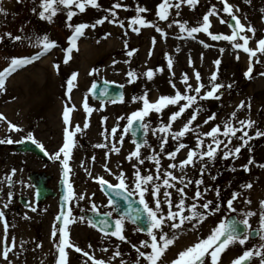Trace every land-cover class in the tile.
Segmentation results:
<instances>
[{
    "label": "rangeland",
    "instance_id": "obj_1",
    "mask_svg": "<svg viewBox=\"0 0 264 264\" xmlns=\"http://www.w3.org/2000/svg\"><path fill=\"white\" fill-rule=\"evenodd\" d=\"M116 2H120L125 7L115 9L117 16L116 19L124 22V27L121 28L118 23H109L107 20L97 25L95 28H87L84 30V34L81 37V49L82 52H76L71 57L67 64L63 63L64 52L63 49L67 46V38L71 35V30L66 26V11H60L53 17L52 22L49 23L46 20H42L38 16V5L40 0H15L14 9L10 10L5 5L3 7L7 15L0 14V71L4 70L10 64V60L13 57H24L31 54H35L41 49L36 37H42L47 34L50 40L57 43V47L53 48L52 52L47 56L41 58L37 64L30 65L25 69H22L16 74L10 82L6 85V91L0 93V114L6 117V120H0V139H6L11 137L13 141H20L26 136L28 132H32L37 141L42 143L45 149L49 153H54L62 145V129H63V109L65 104L69 107L75 105L73 110L74 117L73 127L79 124L83 128L85 120L91 121L92 127L84 130L83 134L77 133V146L74 154L73 164V187L77 194L86 193L92 197V201L95 202L97 208L105 211H112V207L107 205V197L100 190L98 183L88 176L85 168L92 172L93 176H103L110 182L115 183L114 175H109L103 169V165L106 162L104 153L101 149L94 147L100 141L98 138L101 136L102 129L105 125H112L115 127L117 123L120 125L118 128L116 139L121 134L124 125L127 123L126 117L131 112L137 110L135 107H128L122 111V107L128 105L132 101L133 96H140L142 83L144 78L136 80L134 83L129 84L128 76L126 73L130 70H137L136 67H141L144 63V54L142 53V47L146 45V41L150 40L152 34L157 36L161 35L157 33L152 27H141L134 25L133 27H140L145 29L143 36L136 35L131 28L128 27L129 19L136 16V7L140 5L148 8L154 0H98L100 8H86L85 12L78 13L72 18L70 23L73 25L78 23L93 24L97 19L110 14L105 9H111L112 5ZM176 3L177 0H172ZM227 2L233 6V10L239 9L235 14L242 20L245 25L251 24L256 29L255 37H252V33L245 32L243 35L252 37L249 40V47L255 49L257 47L256 41L260 38H264V0H227ZM259 3H263V8ZM215 5L216 15L210 16L211 27L209 29L213 34L231 35L232 29L228 26L229 16L223 12V4L221 0H198V3L194 7H190L187 4H181L179 15H176L177 9H169V17L167 21H161L159 18L155 23L163 29L167 34L162 38L161 60L157 64L156 68H163V72H158V80L162 84L161 88L167 95H174L175 90L169 84L171 80L176 84V88L181 92L185 90V85L181 82V76L184 73L190 75L189 83L196 86L194 78V71H198L201 75V82L209 86V77L212 71L216 70L213 61L216 59L221 60L218 70L217 83L224 85L231 84V88H222V93L219 100L207 99L198 101L201 111L194 122L195 125H200L198 131L207 132L215 124H221L223 121L230 118L231 113L236 112V117L233 118V125L240 128L238 121L251 120L254 121V127L245 128L249 136L253 137L247 146L241 148V152L237 157L229 156L227 159L223 158V151H221L214 161H208L205 157L204 163L207 165L202 179L203 184L200 185L201 191L205 188L209 189L204 193V200H213L216 203H220V212L210 215L208 219L203 223L200 229L195 230L191 234V242L193 243L198 237L206 236L210 229L215 227L220 220H226V218L236 213L240 218L244 217V214L248 212L247 204L243 202L242 195L252 193V199L254 205L253 208L256 215L249 217V223L252 228L259 226V212L260 201L264 200V136L256 137L255 132L257 129L264 131V76L260 73L264 72V54L257 53V57H253V71L250 74L251 78H246L244 73L248 69L249 56L241 49H235L232 47V43L225 40L212 41L211 38L201 32L196 33L195 39L188 37L186 32H181L178 25L173 24L171 28L168 24L173 20L180 22L187 21L186 26H197L201 21L205 13L209 11L212 6ZM36 7L37 13H34L32 9ZM75 10V9H73ZM141 15L148 21H152V16L148 12L141 13ZM223 19L225 23H221ZM5 33H11L12 36H21L20 41L14 40L12 37L6 36ZM127 33V34H125ZM182 37V38H178ZM116 41L111 46L108 43ZM125 41H127V47H125ZM204 43L210 45L204 47ZM243 43V41H239ZM89 45L94 46L95 50L90 57L91 52L86 53V47ZM109 46V47H108ZM177 49H179L177 51ZM220 49H224L221 53ZM130 50H136L137 54H133L131 57L126 53ZM166 54L173 60V68L170 71L167 68ZM202 54V58H201ZM143 55V56H142ZM239 55V59H237ZM136 59L134 60V58ZM189 57H191L192 65H189ZM261 62L256 63V59ZM84 61H87L88 73L93 69L98 71L92 72L88 75V83L84 89V94L81 93L78 84L80 73L85 66ZM115 61V63H114ZM127 61V63H126ZM58 64L59 69L54 68V65ZM72 72H77L78 77L74 82L75 87L68 95L66 81L70 77ZM172 73H175L173 75ZM140 74V73H139ZM142 76V75H140ZM96 78H105L125 86V97L120 102H97L91 97L88 91ZM145 84V83H144ZM203 91V90H202ZM73 92V94H72ZM163 95V91L160 90ZM69 96L71 100L69 101ZM85 96L88 98L89 107L93 109L92 113H86L83 109V101ZM158 98V97H157ZM157 98H151L150 101H154ZM31 101L30 106L27 107L32 118V125L29 126V131L15 132L8 130V123L11 122L15 125L28 124L29 120L23 121L24 111L23 106ZM241 101L245 102L244 108H237ZM250 104V108L247 105ZM177 110L175 106H169L164 110L162 114L152 113L150 117L146 118V121H150L151 127H157L160 120L167 122L169 115L172 111ZM20 113V114H19ZM216 114L214 122L210 121L207 125L203 123L209 115ZM190 112L184 114V116L178 119L173 129L178 130L186 122ZM91 119H90V117ZM107 117L106 121L102 118ZM119 117H125L123 120H118ZM22 121V122H21ZM111 123V124H108ZM90 125V126H91ZM93 126H96L93 128ZM100 131H98L99 129ZM148 143L141 147V155H152L153 150L156 152L160 149L159 139L157 134L154 136L149 129L148 131ZM99 135V137H97ZM242 135V132H237V137ZM221 139L224 137L221 136ZM115 143V140L112 141ZM183 143L189 147H195L196 135L195 132L186 135L182 138ZM210 138L205 139V144L210 143ZM237 138H233L232 147L241 144ZM0 146V200L7 202L9 191L12 192V202L7 209H3L5 212L6 220L9 224V232L14 225L15 221L21 222L27 221L28 228L27 237L22 234L19 236V244L16 246V251L13 249L9 255V260L12 264H52L55 257V248L53 247V239L51 237L52 226L54 222L58 225V221H55V217L58 214V195L56 197H50L43 203H35L34 194L35 188L33 183L29 180L28 175L31 171H45L50 174V180L48 184L58 192V183L61 174V164L58 161L48 160L44 161L40 157L32 153H22L10 146ZM1 145V144H0ZM177 142L169 139L165 145V153L175 151ZM111 145L109 146V148ZM121 151L128 150L130 153L134 150L135 145L131 137L130 132L125 136L122 144H117ZM108 149V148H106ZM88 151V154L85 151ZM101 151V152H100ZM188 149H182L177 153L175 161L172 163L179 164V161L186 158ZM95 157V161H92V157ZM166 156V155H162ZM119 157V156H116ZM167 157V156H166ZM252 159L254 162L248 164V160ZM81 162L84 166L81 167ZM108 167L112 170L113 174H118L120 171H124L127 176L133 175L132 165L136 163L135 159L129 161L123 160L114 166L111 160H107ZM196 163L201 164L199 160ZM248 164V170L245 171L243 165ZM20 165H22L20 167ZM15 168L16 172L21 171L22 176L15 175L12 177V184L8 185L4 177ZM235 169V171H233ZM142 171V170H141ZM174 175H182L179 167L173 170ZM187 180L195 181L201 179V176L194 174V171L187 166L184 169ZM210 178L209 184H204V179ZM212 177H216L215 180ZM251 184V188L243 187L244 185ZM31 185V186H29ZM178 186L182 187V185ZM216 189H219L220 195H216ZM196 190V185L190 184L185 190L187 193V203H192V196ZM233 192L238 193L237 199L233 202V207L236 209L232 212L227 207V200L231 198ZM27 196L30 198V205L37 208V211H31L30 205L24 207L19 201L20 196ZM150 199V198H149ZM178 197L173 195V200H177ZM73 215L77 218L80 216L77 213L79 206L91 207V202L85 201H73ZM2 208L3 204H0ZM175 210V209H174ZM25 217H28L27 219ZM29 222V223H28ZM85 222V220L83 221ZM77 219L72 226L73 237L77 245L87 247L91 241L92 246L96 247V252L93 253L96 259L109 261L110 257H113V253L117 251V245H119L120 256L111 259L112 264H120V260L123 259L126 264L130 262L131 256L136 258L137 254L132 248V245L139 246L141 240L146 238V235L136 231V226L126 221V228L124 235H127V242H121L117 238L105 239L101 235H97L96 231H90L84 227V231L89 234L90 240L81 236L82 233L79 228L83 223ZM3 229V224L1 223ZM83 228V227H82ZM167 231V229H165ZM3 237V232L0 230V239ZM29 242L27 243V238ZM88 237V238H89ZM95 238L94 241L91 239ZM101 238V239H100ZM181 240V239H180ZM9 238V242H10ZM23 246L21 247V242ZM108 241V243H106ZM177 241V240H176ZM176 241L173 246L176 245ZM260 243L259 237L253 239L250 237L249 241L244 246L238 243L230 245L223 253H221V264H230L231 260L242 254L247 248H253ZM40 247H37V245ZM75 244V245H76ZM93 247V248H94ZM107 248L108 251H102ZM52 252V255L50 253ZM72 261L70 264H92L91 261H87V258L80 253L70 251ZM171 261V257L165 259L164 264H168ZM55 262V261H54ZM0 264H7V261H0ZM250 264H259V258L253 257Z\"/></svg>",
    "mask_w": 264,
    "mask_h": 264
},
{
    "label": "snow or ice",
    "instance_id": "obj_2",
    "mask_svg": "<svg viewBox=\"0 0 264 264\" xmlns=\"http://www.w3.org/2000/svg\"><path fill=\"white\" fill-rule=\"evenodd\" d=\"M221 2L223 4V12L228 14L231 21H234V24H228V26L232 29L231 35L213 34L209 31L211 27L209 17L217 14L215 5H213L212 8H210L209 11L203 15L202 21L197 26H186L187 21L180 22L173 20L168 24V27L171 28L173 24H176L179 26L182 33L186 32L187 36L193 39H195L194 34L203 32L207 34L212 41L222 39L231 42L233 48L241 49L244 53L248 54L249 65L247 71L244 73V76L246 78H251L250 74L253 71L252 58L257 57V53L264 54V38H260L256 41L257 47L255 49L250 48L248 46L249 40L252 37H255L256 29L251 24L245 25L241 23V20L235 14L239 11L238 8L234 11L233 6L230 5L227 0H221ZM246 2H250V0H246ZM197 3L198 0H177L176 3H173L172 0H161V3L157 5L156 16L161 21H167L170 15L169 9H177L176 15H179L178 10L180 9L181 4H187L190 7H194ZM88 6L97 9L100 8L98 0H40L38 5V16L40 19L46 20L49 23L52 22L53 17L56 16L58 12L66 11V26L71 30V35L67 38L68 46L63 49L64 64H67L70 61L71 54L74 50L78 51L77 41L79 37L84 34L85 29L89 27L95 28L97 25L103 24L106 20L109 23H118L121 28L124 27V22L116 19L117 13L115 9L122 7L126 8V6L122 5L120 2L114 3L111 9H105V11L110 14L112 19H109V16H104L97 19L93 24L82 22L73 25L70 23L74 16L78 13L85 12ZM32 11L37 13V8L34 7ZM135 11L136 16L130 18L128 22V27L131 28L132 31L137 34L140 32V27H133L134 25L152 27L157 33H160L161 36L166 37L167 34L163 31V29H161L155 22L148 21L141 15V13L149 11L147 8L137 5ZM0 14L7 15L2 5H0ZM220 22L225 23L223 19H221ZM245 32L252 33V37L243 35ZM5 35L12 37L16 41H20L22 39L19 35L13 37L11 33H5ZM2 39L3 37H0V40ZM36 40L41 46L40 51H37L31 56L13 57L11 58L8 67H6L3 71H0V93L6 91V79L8 76L14 73L17 69L35 62L48 51L58 46L55 41L50 40L47 34H44L42 37H36ZM238 40L243 41V43L238 42ZM152 43L153 45L155 44L154 37L152 38ZM200 43L204 44V47L210 46L204 43V41H200ZM125 47H127V41H125ZM178 50L179 49H177V51ZM134 51L136 50H130L127 55L131 57ZM220 51L222 53L224 49H220ZM149 55H151V52ZM166 58L167 68L171 71L173 68V60L167 54ZM236 58L239 59V55H237ZM255 62L260 63L261 61L257 58ZM213 64L216 67V70L212 71L211 76L209 77L210 87L204 85L201 82L202 78L200 73L198 71H194L196 86L189 83L190 77L187 73L182 74L181 82L185 85V90L183 92L177 89L176 84L170 80L169 84L175 90L174 95H159L154 101H150L147 91L143 92L140 96H133L131 98L132 102H139L141 107L131 112V114L126 117L127 123L124 125L118 139H116V134L120 125L117 123L115 127L111 128L110 132L107 129L102 131L101 135L107 143L94 145L96 148H109L111 145L110 151L113 153H119L120 148L117 147V144H122L125 136L130 131L134 137L133 143L135 144V148L126 157L129 161H132L133 159L136 161V163L132 165L134 171L131 177L127 176L124 171H120L118 174H113L112 170L108 167L107 152L105 153L106 162L103 165V169L109 175H114L116 181L115 183L110 182L103 176H93L92 172L85 168L88 176L98 183L100 190L108 198L107 205L112 207V211L100 214V218L98 220L89 218L87 220L89 226L101 232L106 239L115 237L121 242H127V238L124 235L126 221L130 220L133 224H137L138 221L146 217L147 227L144 228L138 226L136 228L137 232H144L146 238L140 241L139 246L134 244L132 245V248L137 254L134 264H164L163 257L169 247L178 239L176 233L179 230L185 228L186 226L196 229L197 225L202 226L210 215L220 212V203H216L213 200H204V193H206L209 189L205 188L201 191L199 187L203 184L202 176L207 167L204 163V159L206 157L208 161H214L221 151H223L224 159H227L229 156L237 157L241 152V148L247 146L249 141L253 138L249 136L245 128L254 127L255 122L251 120H241L238 121L240 128L235 127L232 120L236 117V112L231 113L230 118L223 121L221 124L214 123V126H212L207 132L198 131L200 128V125L198 124L194 126V122L197 120L199 113L203 111L198 101L207 99L219 100L222 95L220 90L225 87H232L231 84L224 85L216 82L218 80V70L221 60L216 59L213 61ZM189 65H192L191 57H189ZM54 68L58 70L59 65L55 64ZM163 70V68L155 70L149 68L142 74H137L135 70H130L126 73L129 78L127 82L129 84L134 83L140 78V75L145 76L148 80H152L155 72H163ZM96 71L98 70H92V72ZM92 72L89 74L91 75ZM172 74L175 75V73ZM260 75L264 76V72H261ZM77 77L78 73L72 72L70 77L67 79L66 95H68V93H70L76 86L74 82L77 80ZM121 87H124V85H121ZM94 88L95 84H93L92 88L88 91L92 92ZM101 94L106 95L107 89H103ZM120 99L123 101V96H121ZM70 100L71 97L69 96V101ZM169 106H175L177 110L171 112L167 122L160 120L157 127H151L150 121H146V118L150 117L152 113L158 115L162 114L164 110L169 108ZM245 106V102L241 101L237 108H244ZM247 107L250 108V104H248ZM74 108L75 105L69 107L68 104H65L64 106L62 113L63 123L65 125L63 129V143L54 153H49L45 149L44 145L35 139L32 132H28L20 141H13L10 136L6 139H0V144L23 143L24 140L30 141L50 160L58 161L62 166V180L64 185V194L62 199L64 203L60 206V211L55 217V221L59 222V226L54 222L51 232L53 247L56 249L57 253L55 264H69L68 252L66 249H73L76 253L82 254L87 258V261H91L92 264H105L104 260L96 259L93 255H90L88 251L82 250L80 247L73 244L69 239L68 226L75 223L77 219L81 222L85 220V217L83 216L77 218L73 215L72 208L68 206L69 202L74 200H88L91 202V211L97 212V205L92 201V197L95 196V193H92L91 196L86 193L77 194L69 180V174L71 172L69 160L71 159L73 148L76 146V134H83L84 130L89 128L87 119L83 124V128H81L79 124L72 127L70 113L73 112ZM83 109L89 114L93 111V109L89 107L87 96H85L83 101ZM187 112H190V115L188 116L186 122L183 123L180 129L174 130V123L178 119L182 118ZM123 119H125V117L118 118V120ZM215 119L216 114H212L209 115L203 123L207 125L210 121L214 122ZM0 120H6V117H4L3 114H0ZM106 120L107 117H103L102 123ZM137 122H139L138 127L143 128L145 132L150 129L154 136L160 134L158 136L160 147L159 152L153 150L152 155L142 158L141 147L147 145V141L145 140L142 145L135 140L136 131L133 129L134 126L137 125ZM7 123L9 131L23 132V129L18 125H15L10 121ZM193 132H195L196 135L194 148L181 142L182 138ZM237 132H242V135L237 137ZM221 136L224 137V139H221ZM255 136H264V131L257 129ZM206 138H210L211 142L205 144ZM233 138L239 139L242 143L232 147ZM169 139L176 141L177 146L175 151L165 153V145L168 143ZM113 140H115V143L112 142ZM185 148L188 149L185 159L179 161V164L170 163L167 169H164L163 171L161 170L162 155H166L168 159L175 161L177 153ZM91 159L92 161H95L94 156ZM145 160H149L154 163L155 172L142 173L139 166H142L145 163ZM197 160L201 162V168L199 169L201 179H197L195 181L187 180L186 174H184V169L187 166H195ZM253 162L254 161L252 159L248 160V164H252ZM248 164L243 165L245 171L248 170ZM83 166L84 164L81 162V167ZM260 166L264 167V165ZM177 167H179L182 173L179 177L174 175L173 172V170ZM233 171H235V169H233ZM15 172L16 169L13 168L11 172L4 177V180H6L8 185L12 184V177L15 175ZM212 179L215 180L216 177H212ZM193 183L196 185V190L192 196V203H187L188 197L185 190ZM178 184L182 185V187L178 186ZM243 187L251 188V184L244 185ZM169 189H175V193L178 197L177 200H173V192L169 191ZM36 195L38 196L39 193L37 192ZM216 195H220L219 189H216ZM238 195V193L233 192L231 194V198L226 202L228 209L232 212L236 211L233 207V202L237 199ZM7 196V202L3 203L2 208H0V223L3 224V237L0 239V258L7 261V264H12V261L9 260V253L16 247V240L15 237H11V241L9 242V224L3 210L7 209L9 204L12 202V192L9 191ZM134 196L138 198L139 204L143 206V214L140 213L139 209H136L137 215L135 216L130 217L127 214L122 213L114 220L111 219L113 212L116 211V205L118 203L115 198H122L124 201L128 202V207L131 208V198ZM245 202L251 203L250 200ZM30 207L31 211H37L36 207L31 205ZM254 215H256V213L249 211L244 214L242 219L231 218L229 220H220L215 227L210 229L206 236L198 237L197 240L190 246L179 251L176 258L170 261V264H221V253H223L230 245L236 243L244 246L253 234L259 237V245L254 246L253 248H247L242 252V254L232 259L230 264H250L253 257H258L259 264H264V200L260 201L259 226L256 229H251L249 217ZM25 218L27 219L28 217ZM165 229H167V231ZM23 243L24 242L22 241L21 247L23 246ZM37 247H40V245L38 244ZM88 247L91 248L92 245L89 244ZM116 247L117 251L113 253V257L109 258L108 264H111V259L121 255L119 245ZM102 251L107 252L108 249L104 248ZM85 264H87V262H85ZM120 264H126V262L121 259ZM127 264H133V262H127Z\"/></svg>",
    "mask_w": 264,
    "mask_h": 264
},
{
    "label": "bare ground",
    "instance_id": "obj_3",
    "mask_svg": "<svg viewBox=\"0 0 264 264\" xmlns=\"http://www.w3.org/2000/svg\"><path fill=\"white\" fill-rule=\"evenodd\" d=\"M159 3H161V0H154V2L153 3H151L150 4V6L147 8L149 11H148V14L149 15H151L152 16V22H155L157 19H158V17L156 16V11H157V5L159 4ZM100 5L101 4H103V3H99ZM0 5H2L3 7H5V5L7 6V7H9L10 8V10H13L14 9V5H15V0H0ZM262 7L263 8V3H259V7ZM88 7H90V8H93V7H91V6H88ZM88 7H87V9H88ZM89 10V9H88ZM264 10V9H263ZM147 31V30H146ZM145 31V29L143 30H141L140 32H139V34H137L139 37L140 36H143L144 35V33L146 32ZM151 38H150V40L149 41H146V45L144 46V47H142V53L144 54V56L142 57V58H144V63L141 65V67H136V69L137 70H135V72L137 73V74H142V73H144V72H146L147 71V69H149V68H151V69H153V70H155V69H157L156 68V66H157V64L159 63V60H161V54L163 53V51H161V49H162V44H163V42H162V37H161V35L159 36H157V38L155 37V35L154 34H152L151 36H150ZM155 38V44L153 45V43H152V38ZM116 41H112V43H108V45L109 46H111L113 43H115ZM108 46V47H109ZM80 47H81V45H80ZM95 50V47L94 46H91V45H89L88 47H86V53H88V55H89V53L91 52V54H90V57H94V55H93V53L94 52H92V51H94ZM79 52H82V49L80 48L79 49ZM151 52V55H149V53ZM128 53V52H127ZM127 53H126V55H127ZM133 54H137V52H133ZM132 54V55H133ZM164 54V53H163ZM128 56V55H127ZM135 57V56H134ZM136 59V57L134 58V60ZM38 63V62H37ZM36 62L33 64V65H35V64H37ZM87 64V61H84V64ZM86 64H85V66L83 67V69H82V72L80 73V78H79V80H78V83H77V86H78V84H81V86L79 87V89H80V91H81V93H83L84 94V89L86 88V85H87V83H88V79H89V73H88V68H87V66H86ZM166 65H167V63H165ZM30 66V65H29ZM161 66H163V64L162 65H160V68H161ZM28 67V66H27ZM26 67V68H27ZM25 69V68H24ZM22 70V69H21ZM21 70H19V71H17L16 73H14V74H12L9 78H8V80H7V84L10 82V79H12L16 74H18ZM158 72L159 71H157V72H155V74H154V77H153V79L152 80H148L145 76H140V78L138 79V81L139 80H141L142 78H144V83H142L141 82V84H142V87H141V93H143V92H145V91H147L148 92V98L149 99H151V98H157L159 95H162L161 93H160V90H162L163 91V95H167V93H165L164 92V89L163 88H161V86H162V84L160 83V81L158 80ZM160 73V72H159ZM188 76H190V75H188ZM6 84V85H7ZM72 94H73V92H72ZM30 103H31V101H28V104H26L25 103V105H27V106H23V110L22 111H24L23 113H24V115H23V121H27V119L29 120V123L27 124H20V122H19V127L20 128H22L23 129V131H29V126H31L32 124V118H31V115H30V112L28 111V108L27 107H29L30 106ZM127 106L128 107H135V108H138V107H140L141 106V104L139 103V102H137V103H133L132 101L131 102H129L128 103V105H126V106H123L122 107V111H124V110H126V108H127ZM20 114V113H19ZM90 119H91V117H90ZM22 122V121H21ZM89 122H91L90 120L88 121V123ZM108 124H111V123H108ZM91 124H89V127H92V125L90 126ZM94 127H96V126H93V128ZM113 126L112 125H105V126H103V127H101V126H99V128L100 129H102V131H104L105 129H107L109 132H110V130H111V128H112ZM99 128H97V129H99ZM100 129L98 130V131H100ZM102 133V132H101ZM78 137V136H77ZM97 137H99V135L97 136ZM100 141L98 142V144L99 143H107V141H104V139H103V137H102V135L98 138ZM99 149H101V151L104 153V156H105V153L107 152L108 153V157H107V160H111L112 161V163H113V165L112 166H114V167H116L115 165L116 164H118L119 163V161L120 162H123V160H125L126 159V157L128 156V154H129V152H128V150H124V151H121L120 152V155H115V153H113V152H111L110 151V148H108V149H106V148H99ZM75 150H76V147H74V151H73V155L72 156H74V152H75ZM100 151V152H101ZM160 151V149L157 151V152H159ZM87 154H88V151L86 150L85 151ZM89 155V154H88ZM116 156H119V157H116ZM143 157H146V156H142V158ZM72 159H73V157H72ZM170 163H172L171 161H169V159L166 157V156H161V170L163 171L164 169H167L168 168V165L170 164ZM22 165H20V167H21ZM140 168H141V170H142V173H146V172H155V165H154V163L152 162V161H149V160H145V163L142 165V166H139ZM193 171H194V174H197V175H199V176H201V174H200V172H199V169L201 168V164H198V163H195V166H189ZM174 172V171H173ZM17 173V175L20 177V176H22V173H21V171H17L16 172ZM175 173V172H174ZM72 179V178H71ZM72 181V180H71ZM209 181H210V178H208V177H206L205 179H204V184L205 185H208L209 184ZM169 191H172L173 192V195H176V193H175V189H169ZM177 196V195H176ZM242 199H243V202L245 203V204H247V210H248V212H249V209H250V211H253V208L255 207V206H257L256 205V203H255V205H254V197H253V199H252V193H248V194H243L242 195ZM248 200H250L251 201V203H246L245 201H248ZM5 201H3V200H0V203H4ZM192 202V201H191ZM166 207V206H165ZM29 223V222H28ZM22 224H23V222H20L19 223V227L16 225V226H14L13 227V229L11 230V232H10V238L11 237H15V240L18 242L19 241V236H21L22 234H24L26 237H27V235H28V228H26L27 227V225H25V226H23L22 227ZM200 225H197V228L196 229H193V228H191L190 226H186L185 228H183V229H181V230H179L177 233H176V235H177V237H178V239H177V246L176 247H174L175 248V251H174V253H173V255L174 256H176L178 253H179V251H181V250H184L186 247H188V246H190L192 243H193V240H192V242H191V234L195 231V230H197V229H200V227H199ZM2 229V227H1V223H0V230ZM181 239V240H180ZM179 241H180V243H179ZM29 242V237L27 238V243ZM21 245V244H20ZM18 246V245H17ZM14 250L16 251V247L14 248ZM14 251V252H15ZM14 252H11V253H14ZM56 255H57V253H56ZM171 255V254H170ZM0 261L2 262L3 261V259L2 258H0Z\"/></svg>",
    "mask_w": 264,
    "mask_h": 264
},
{
    "label": "water",
    "instance_id": "obj_4",
    "mask_svg": "<svg viewBox=\"0 0 264 264\" xmlns=\"http://www.w3.org/2000/svg\"><path fill=\"white\" fill-rule=\"evenodd\" d=\"M103 89H107L106 95L101 94ZM93 93H94V96L99 97V98H110V97L120 98L122 94V89L120 86H117V85H113L110 87V84H104L102 82H98L94 88ZM138 123L139 122H137V125L134 126L133 130L136 131L135 140L138 143L142 144L144 142V131H142V129L138 127ZM21 149L34 151L38 153L39 155H41V152L38 150V148H36V146L34 145H31L30 143H26L24 146L21 147ZM35 176L36 175H34L33 178H35ZM37 186L39 188L40 197L46 196L47 189L44 187L42 180L38 182ZM115 199L118 201L116 206L120 214L122 213L127 214L130 217L135 216L137 215L136 209H139L140 213L143 214V206L140 205L139 201L135 200L134 197L131 198V208L128 207V202L124 201L122 198H115ZM231 218H236V217L232 216L230 217V219ZM98 219L99 218H95L94 220H98ZM137 223H139L141 226L146 228L147 227L146 217L144 219H141Z\"/></svg>",
    "mask_w": 264,
    "mask_h": 264
}]
</instances>
